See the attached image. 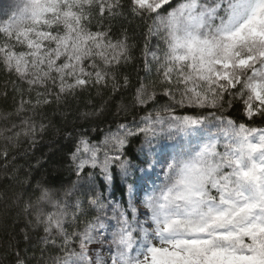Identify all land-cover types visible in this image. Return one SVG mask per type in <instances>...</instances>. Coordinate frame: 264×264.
Masks as SVG:
<instances>
[{"label":"snow or ice","instance_id":"6c2138e0","mask_svg":"<svg viewBox=\"0 0 264 264\" xmlns=\"http://www.w3.org/2000/svg\"><path fill=\"white\" fill-rule=\"evenodd\" d=\"M0 15V69L10 78L0 95L11 89L16 116L131 87L121 69L134 45L126 27L114 31L117 19H139L161 41L141 53L155 78L138 77L139 122L117 124L98 144L82 135L71 153L77 181L62 193L12 190L27 218L26 246L5 248L12 264H264V126L255 123L264 124V0H10ZM237 103L241 121L225 114ZM47 127L25 117L0 128L6 179L16 180L7 169L21 137L35 145ZM132 137H143L139 164L126 152ZM157 166L163 183L139 196ZM117 170L127 202L96 184Z\"/></svg>","mask_w":264,"mask_h":264},{"label":"trees","instance_id":"16d2710c","mask_svg":"<svg viewBox=\"0 0 264 264\" xmlns=\"http://www.w3.org/2000/svg\"><path fill=\"white\" fill-rule=\"evenodd\" d=\"M9 2L10 0H0V7ZM3 18L0 15V19ZM148 23L151 21L149 20ZM121 27L128 29L129 43L134 45L131 51L132 62L121 69L122 72L129 75L132 86L122 90L115 97L111 96L108 90L91 89L79 93L76 99L70 100L67 105H61L59 108L53 104L39 108L35 113L30 111L21 116H16L11 89L9 88L7 99L0 95V114L13 113L8 120L0 115V128L10 127L13 122L20 125L21 119L25 117H31L35 120L37 127L40 122L48 125L44 132L37 133L35 145H30L29 141L22 136L19 147L12 150L7 171L14 175L16 180L5 178L3 175L4 161L0 160V264H12L10 250L5 253L9 241L18 244L21 248L26 246L22 230L26 226L27 218L20 213V207L10 204L9 198L12 196V190L19 192L28 189L31 191L35 189L37 184H41L57 194L62 193L64 189L71 187L77 181L71 153L75 150V145L82 135H86L92 143L98 144L104 139L107 132L116 130L117 124L139 122L140 117L145 114V111L139 107H133V92L137 86L138 77H145V83H148L150 79L155 78V73L153 70V73L149 75L144 71L141 53L146 41L152 49H155L157 43H161V41L159 37H149L146 25L139 19L133 20L129 16L127 19L114 21L115 32L118 33ZM8 79L10 78L7 74L0 69V92L3 91L4 82ZM11 79L15 78L11 77ZM166 100V97H161L159 103H164ZM151 107L152 105H149V108ZM188 111L191 112L192 110L189 109ZM85 113L92 114L85 116ZM225 114L237 121L244 120L238 103L231 109H226ZM255 123L264 126L258 118ZM142 139L143 137L130 138V143L126 149L128 156L137 164L142 159L137 152ZM220 139L223 141V138ZM166 143L170 142L166 141ZM0 144H3V140H0ZM13 156L15 157L14 160L12 159ZM13 169H15L14 172ZM96 172L98 173L99 169ZM142 175L137 171L135 176L128 178V182H132ZM95 180L97 187L106 196L115 201L127 202L128 189L118 170L113 173L111 183H106L104 178L99 175L95 177ZM17 181L25 183L21 184ZM163 181L161 168L157 166L155 173H151L150 179L139 181L138 186L141 189L139 196L144 195V190L151 191L153 182L159 185ZM24 198L27 199V196ZM30 234L35 240L36 234Z\"/></svg>","mask_w":264,"mask_h":264},{"label":"rangeland","instance_id":"374dc122","mask_svg":"<svg viewBox=\"0 0 264 264\" xmlns=\"http://www.w3.org/2000/svg\"><path fill=\"white\" fill-rule=\"evenodd\" d=\"M183 2H185V1H174V0H172V5H173V7H175V6H177L179 3H183ZM170 10V9H169ZM219 136H220V138H223V134L221 133V134H219ZM170 151H172V149H170ZM141 211H143V209L141 208Z\"/></svg>","mask_w":264,"mask_h":264}]
</instances>
